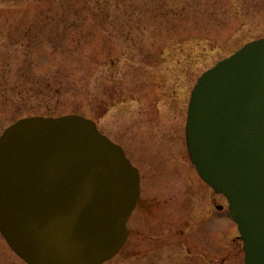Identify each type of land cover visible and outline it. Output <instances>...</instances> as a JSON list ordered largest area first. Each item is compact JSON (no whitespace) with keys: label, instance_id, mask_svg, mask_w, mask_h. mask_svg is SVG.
I'll use <instances>...</instances> for the list:
<instances>
[{"label":"rangeland","instance_id":"1","mask_svg":"<svg viewBox=\"0 0 264 264\" xmlns=\"http://www.w3.org/2000/svg\"><path fill=\"white\" fill-rule=\"evenodd\" d=\"M261 38L264 0H0V136L25 117L93 120L141 173L128 224L140 232L136 248L125 246L104 264H146L143 217H156L155 202L178 200L181 214L191 203L196 220L211 193L186 160L191 90L206 70ZM212 196L228 217L227 248H212V257L244 264L227 202ZM182 251L177 264L197 261ZM159 258L150 264H168ZM0 264H26L1 234Z\"/></svg>","mask_w":264,"mask_h":264},{"label":"water","instance_id":"2","mask_svg":"<svg viewBox=\"0 0 264 264\" xmlns=\"http://www.w3.org/2000/svg\"><path fill=\"white\" fill-rule=\"evenodd\" d=\"M188 149L226 197L245 264H264V38L205 71ZM140 196L123 150L79 115L18 120L0 137V232L27 264H103L123 247Z\"/></svg>","mask_w":264,"mask_h":264},{"label":"flooded vegetation","instance_id":"3","mask_svg":"<svg viewBox=\"0 0 264 264\" xmlns=\"http://www.w3.org/2000/svg\"><path fill=\"white\" fill-rule=\"evenodd\" d=\"M110 140L123 149L125 155L131 161L133 166H135L139 171V168L135 165L124 148L119 143L114 141V139L110 138ZM184 140L187 163L193 169L196 177L199 178L196 169L189 158L185 138V125ZM139 175L141 178L140 171ZM201 182L203 183L202 185L204 187L209 188L202 180ZM209 190L211 193H209L208 197H206L204 202L201 204V216L196 220L190 218L191 209L189 210V208L191 203H188L187 206L186 204L183 206V214H181V202L178 200H164L155 202V205L157 206L156 217L148 215L143 217L144 227L141 233V252L142 257H145L144 262H147L146 264L152 263V261L159 257V261L166 258L168 264H177V261L180 260L179 254L177 253L180 247H183L182 252H184L186 256L198 258V262L194 260L192 264H214V262H218V260L219 264H226L228 254L223 256V253H221L219 259H215L212 257V248L218 251H223V249L226 250L227 247L224 246L222 242L225 236H227L228 224L224 222L226 221L225 218L228 217L223 216V205L218 204L214 200V197L212 196L213 191L210 188ZM146 204L149 205V201L146 202ZM226 212L228 215V207ZM147 214L151 215L149 211ZM181 215L184 216L182 217ZM186 215H188L189 218ZM213 226L216 227L214 232H212ZM128 229L129 234L125 246L136 248L132 237L140 235V232H135L133 227L130 228L128 226ZM236 238H239V236H236Z\"/></svg>","mask_w":264,"mask_h":264}]
</instances>
